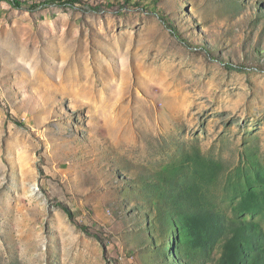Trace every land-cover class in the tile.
Here are the masks:
<instances>
[{
    "label": "rangeland",
    "instance_id": "obj_1",
    "mask_svg": "<svg viewBox=\"0 0 264 264\" xmlns=\"http://www.w3.org/2000/svg\"><path fill=\"white\" fill-rule=\"evenodd\" d=\"M10 1L0 264H264V0Z\"/></svg>",
    "mask_w": 264,
    "mask_h": 264
},
{
    "label": "trees",
    "instance_id": "obj_2",
    "mask_svg": "<svg viewBox=\"0 0 264 264\" xmlns=\"http://www.w3.org/2000/svg\"><path fill=\"white\" fill-rule=\"evenodd\" d=\"M60 0H44L43 4L55 3ZM69 4L74 3H83L84 5L88 6L91 10H99L103 7L110 6V7H137L144 10L155 11V8H152L149 4L137 1V0H101L97 4H91L90 2H84L83 0H66ZM10 3L13 7L19 8L21 7V2L19 0H11Z\"/></svg>",
    "mask_w": 264,
    "mask_h": 264
},
{
    "label": "bare ground",
    "instance_id": "obj_3",
    "mask_svg": "<svg viewBox=\"0 0 264 264\" xmlns=\"http://www.w3.org/2000/svg\"><path fill=\"white\" fill-rule=\"evenodd\" d=\"M80 78L79 77H73V76H68L65 78H61L58 82H57V86L59 87V90L61 88H66L67 86H71L73 87L76 91L80 90L83 88V86L86 85H90L89 81L87 84H81L80 82ZM73 89V90H74ZM62 91V90H61ZM65 91V90H64Z\"/></svg>",
    "mask_w": 264,
    "mask_h": 264
}]
</instances>
